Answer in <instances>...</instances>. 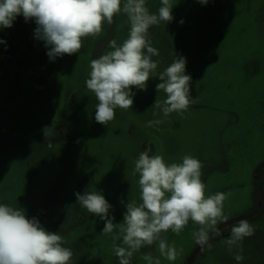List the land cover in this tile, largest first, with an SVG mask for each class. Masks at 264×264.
I'll return each mask as SVG.
<instances>
[{
	"label": "rangeland",
	"instance_id": "obj_1",
	"mask_svg": "<svg viewBox=\"0 0 264 264\" xmlns=\"http://www.w3.org/2000/svg\"><path fill=\"white\" fill-rule=\"evenodd\" d=\"M171 3L173 20L152 26L148 36L159 51L157 72L174 53L186 58L197 102L183 116L164 118L154 107L166 94L150 77L146 89H132V108L116 109L106 126L96 122L98 101L85 84L90 61L110 51L111 40L127 38L123 15L105 23L99 36L83 38L79 53L55 60L36 39L34 21L18 16L12 27L0 28V203L24 209L64 237L70 264H119L111 235H101L105 221L79 205L75 193L102 191L112 205L109 217L121 223L126 203H140L133 169L143 151L168 162L186 154L199 159L207 194L231 193L224 205L229 220L220 230L242 218L255 227L239 264H264V196L254 188L255 169L264 165V0ZM146 4L157 12L161 0ZM197 227L190 221L179 235L165 234L183 252L174 262L161 257V264H238L239 250L230 254L222 243L228 237H211V247L201 249L192 237ZM147 252L159 255L155 245L142 248L132 264H145L140 257Z\"/></svg>",
	"mask_w": 264,
	"mask_h": 264
},
{
	"label": "clouds",
	"instance_id": "obj_2",
	"mask_svg": "<svg viewBox=\"0 0 264 264\" xmlns=\"http://www.w3.org/2000/svg\"><path fill=\"white\" fill-rule=\"evenodd\" d=\"M198 2L206 5L209 0ZM172 9L171 0H161L157 12L149 10L146 0H0V28L12 27L18 16L25 22L34 21L36 39L45 43L47 56L55 60L79 53L83 38L99 36L105 23L111 25L115 16H125L127 38L120 44L111 40V50L90 61L85 81L98 101L95 120L106 126L115 118L116 109L132 108V89H146L150 77L159 79L156 90L166 94V99L154 104L164 118L172 113L183 116L197 102L191 95L192 78L186 74L185 57L174 53L172 63L160 72V62L153 60L159 51L152 46L149 29L171 22ZM159 123L162 121H149V126ZM43 132L48 136L51 128L45 127ZM202 168V162L189 154L179 162H168L162 154L141 152L133 169V175L139 176L140 203H126L121 223L109 217L112 205L102 191L75 195L79 205L105 221L101 235H111L119 264H132L135 253L153 245L159 255L142 254L145 264H161V257L174 262L183 248L169 243L166 233L179 235L191 221L198 226L192 232L195 243L201 249L210 248V238L220 236L219 225L229 220L224 205L231 193L207 194ZM254 232L255 227L242 218L222 241L230 254L239 250L234 254L238 264L244 259L242 243ZM118 240L122 243L117 244ZM65 244L64 237L46 230L37 218H28L24 209L0 203V264H70L73 252Z\"/></svg>",
	"mask_w": 264,
	"mask_h": 264
},
{
	"label": "trees",
	"instance_id": "obj_3",
	"mask_svg": "<svg viewBox=\"0 0 264 264\" xmlns=\"http://www.w3.org/2000/svg\"><path fill=\"white\" fill-rule=\"evenodd\" d=\"M3 53H5V52H3ZM13 55H14V53H12L11 51L8 52V54H7V56H9L10 58H12ZM14 61H15V59H14ZM262 166H264V165H262ZM262 166H259L258 168H256L255 172H254V180H255L254 188L258 192L259 198L264 196V172H262V169H261ZM232 226H229V228L227 230L222 228L220 230L221 235L214 237L215 241H218V240L225 238V237H229L230 236V230H231Z\"/></svg>",
	"mask_w": 264,
	"mask_h": 264
}]
</instances>
